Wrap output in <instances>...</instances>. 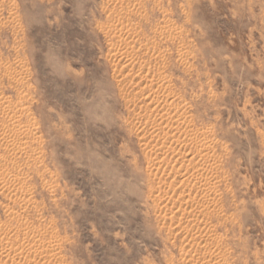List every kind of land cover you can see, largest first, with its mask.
Here are the masks:
<instances>
[{"label": "rangeland", "instance_id": "374dc122", "mask_svg": "<svg viewBox=\"0 0 264 264\" xmlns=\"http://www.w3.org/2000/svg\"><path fill=\"white\" fill-rule=\"evenodd\" d=\"M203 263L264 264V0H0V264Z\"/></svg>", "mask_w": 264, "mask_h": 264}, {"label": "bare ground", "instance_id": "6f19581e", "mask_svg": "<svg viewBox=\"0 0 264 264\" xmlns=\"http://www.w3.org/2000/svg\"><path fill=\"white\" fill-rule=\"evenodd\" d=\"M120 4H121V3H120ZM133 4H134V3H133ZM134 13H135V12H134ZM132 14H133V13H132ZM12 17H13V16H12ZM129 17H130V16H129ZM126 18H127V17H126ZM163 23H164V22H163ZM137 28H138V27H137ZM150 29H151V28H150ZM171 29H172V28H171ZM113 30H114V29H113ZM154 30H155V29H154ZM163 30H164V29H163ZM180 30H181V29H180ZM173 31H174V30H173ZM159 32H160V31H159ZM146 33H147V32H146ZM153 33H154V32H153ZM172 33H173V32H172ZM135 34H136V33H135ZM184 34H185V33H184ZM160 35H161V34H160ZM163 35H164V33H163ZM163 35H162V37H163ZM169 35H170V33H169ZM167 37H169V36H167ZM169 40H170V39H169ZM167 41H168V39H167ZM144 42H145V41H144ZM163 42H164V41H163ZM147 43H148V42H147ZM156 45H157V43H156ZM156 45H155V46H156ZM159 45H160V44H159ZM144 46H145V45H144ZM149 46H150V45H149ZM149 46H147V47H149ZM145 47H146V46H145ZM147 47H146V48H147ZM153 47H154V46H153ZM158 49H159V48H158ZM152 50H153V48H152ZM142 51H143V50H142ZM145 52H146V51H145ZM151 52H152V51H151ZM151 52H150V54H153V52H152V53H151ZM158 52H159V50H158ZM135 54H136V53H135ZM144 54H145V53H144ZM147 54H149V52H148ZM186 54H187V53H186ZM154 55H155V54H153V56H154ZM160 55H162V54H160ZM187 55H188V54H187ZM16 56H17V55H16ZM155 56H156V55H155ZM155 56H154V57H155ZM185 56H186V55H185ZM120 57H121V56H120ZM135 57H136V56H135ZM158 57H159V56H158ZM156 61H157V60H156ZM123 62H125V61H123ZM132 62H133V58H132ZM139 62H140V61H139ZM122 64H123V63H122ZM182 64H183V63H182ZM188 64H189V63H188ZM185 65H186V64H184V66H185ZM188 66H189V65H188ZM4 67H5V66H4ZM6 70H7V69H6ZM132 70H133V69H132ZM158 70H159V69H158ZM4 71H5V70H4ZM19 72H20V71H19ZM151 72H152V71H151ZM162 73H164V72H162ZM163 75H165V74H163ZM163 75H162V76H163ZM8 76H9V75H8ZM162 76H161V77H162ZM11 77H12V76H11ZM166 77H167V75H166ZM171 77H172V76H171ZM196 77H197V76H196ZM163 78H165V77H163ZM169 78H170V77H169ZM11 79H12V78H11ZM15 79H16V77H15ZM17 79H18V78H17ZM160 79H161V78H160ZM166 79H167V78H166ZM166 79H165V80H166ZM18 80H19V79H18ZM163 80H164V79H163ZM167 80H169V79H167ZM148 81H149V80H148ZM13 82H14V81H13ZM21 82H22V81H21ZM164 82H165V81H163V83H164ZM166 82H167V81H166ZM168 82H169V81H168ZM15 84H16V83H15ZM170 85H171V84H170ZM156 86H157V85H156ZM152 87H153V86H152ZM160 87H161V86H160ZM162 87H163V86H162ZM165 87L168 88L167 85H166ZM165 87H163V88L165 89ZM150 88H151V87H150ZM152 89H153V88H152ZM148 90H149V89H148ZM154 90H155V89H154ZM154 90H153V91H154ZM21 91H22V90H21ZM151 91H152V90H151ZM155 91H156V90H155ZM202 91H203V90H202ZM157 92H158V91H157ZM211 93H212V92H211ZM153 94H154V93H153ZM162 94H163V93H162ZM149 95H150V94H149ZM170 96H171V95H170ZM170 96H169V97H170ZM210 96H211V95H210ZM154 97H155V96H154ZM181 98H183V97H181ZM153 99H154V98H152V100H153ZM211 99H212V98H211ZM155 100H157V99H154L153 101H155ZM183 100H184V99H183ZM167 101H168V100H167ZM175 101H176V100H175ZM179 101H180V100H179ZM6 102H7V101H6ZM18 102H19V101H18ZM183 102H184V101H183ZM14 103H16V102H14ZM165 103H166V102H164V104H165ZM168 103H171V102L169 101ZM5 104H6V103H5ZM20 104H21V103H20ZM171 104H172V103H171ZM181 104H182V102H181ZM15 105H16V104H15ZM22 105H23V104H22ZM182 105H183V104H182ZM20 107H22V106H20ZM14 108H15V107H14ZM167 108H168V107H167ZM176 108H177V107H176ZM2 109H3V108H2ZM15 109H16V108H15ZM21 109H22V108H21ZM168 109H169V108H168ZM168 109H167V110H168ZM180 109H182V108L180 107ZM183 109H184V107H183ZM189 109H191V108H189ZM22 110H23V109H22ZM24 110H25V109H24ZM24 110H23V111H24ZM162 110H164V109H162ZM167 110H166V111H167ZM175 110H177V109H175ZM166 111H165V113H166ZM1 112H2V111H1ZM168 112H169V113H168ZM16 113H17V112H16ZM19 113H20V112H19ZM165 113H164V114H165ZM167 113H168V114H165V115H169L171 112H170V111H167ZM172 113H173V112H172ZM172 113H171V114H172ZM6 114H7V113H6ZM11 114H12V113H11ZM11 114H10V115H11ZM163 116H164V115H163ZM169 116H170V115H169ZM169 116H168V117H169ZM8 117H10V116H8ZM8 117H7V120H8ZM11 117H12V115H11ZM14 117L17 118V116H14ZM27 117H28V114H27ZM164 117H165V116H164ZM174 117H175V115H174ZM174 117H170V118H168V119H167V117H166L165 119H167V120H165V121H166V122H167V121H169V122H170V121L173 122V121H174ZM177 117H178V116L176 115V118H177ZM176 118H175V119H176ZM5 119H6V118H5ZM13 119H14V118H13ZM161 119H164V118H161ZM188 119H189V118H186V117H185V120L188 121ZM9 120H11V119H9ZM9 120H8V121H9ZM18 120H19V119H18ZM185 120H184V121H185ZM4 121H5V120H4ZM4 121H3V123H5ZM13 121H15V120H13ZM34 121H35V120H34ZM16 122H17V121H16ZM18 122H19V121H18ZM163 122H164V121H163ZM180 122H182V121H180ZM6 123H7V122H6ZM10 123H12V122L10 121ZM27 123H28V122H27ZM190 123H191V122H190ZM190 123L187 122V124H190ZM7 124H8V123H7ZM12 124H14V123H12ZM12 124H11V125H12ZM168 124H169V123H168ZM173 124H174V123H173ZM173 124H170V125H173ZM19 125H21V124H19ZM170 125H169V126H170ZM177 125H178V124H177ZM185 125H186V123H185ZM4 126H5V125H4ZM9 126H10V125H9ZM16 126H17V125H16ZM158 126H159V125H158ZM162 126H163V125H162ZM162 126H161V127H162ZM167 126H168V125H167ZM175 126H176V125H175ZM187 126H188V125H187ZM187 126H186V127H187ZM12 127H14V125H13ZM31 127H32V126H31ZM173 127H174V126H173ZM173 127H172V128H173ZM176 127H177V126H176ZM181 127H182V126H181ZM186 127H185V128H186ZM209 127H210V126H209ZM4 128H5V127H4ZM170 128H171V127H170ZM187 128H188V127H187ZM187 128H186V130H187ZM14 129H15V128H13V131H14ZM19 129H20V127H19ZM161 129H162V128H161ZM167 129H168V128H167ZM8 130H11V129H8ZM17 130H18V127H17ZM20 130H21V129H20ZM183 130H184V128H183ZM186 130H184L185 133H186ZM188 130H189V128H188ZM13 131L11 130V132H13ZM15 131H16V130H15ZM167 131H168V130H167ZM167 131H166V132H167ZM177 131H178V130H177ZM1 132H2V131H1ZM169 132H170V131H169ZM173 132H174V131H173ZM173 132H172V134H174ZM198 132H199V131H198ZM203 132H204V131H203ZM5 133H6V132H5ZM9 133H10V132H9ZM15 133H16V132H15ZM15 133H14V134H15ZM25 133H27V132H25ZM35 133H36V132H35ZM175 133H176V132H175ZM183 133H184V132H183ZM185 133H184V134H185ZM188 133H189V132H188ZM188 133H186V134H188ZM12 134H13V133H12ZM29 134H30V133H29ZM176 134H177V133H176ZM180 134H181V131H180ZM196 134H198V133H196ZM10 135H11V133H10ZM20 135H21V134H20ZM23 135H24V134H23ZM34 135H35V134H34ZM174 135H175V134H174ZM174 135H172V136H174ZM11 136H12V135H11ZM26 136H27V134L24 135V137H26ZM32 136H33V135H32ZM177 136H178V135H177ZM186 136H187V135H186ZM12 137H14V135H13ZM37 137H38V136H37ZM195 137H196V136H195ZM202 137H203V136H202ZM33 138H34V137H33ZM157 138H158V137H157ZM197 138H198V137H197ZM24 139H25V138H24ZM170 139H171V138H170ZM170 139H169V140H170ZM173 139H174V138H173ZM175 139H176V137H175ZM185 139H187V138L185 137ZM202 140H203V139H202ZM38 141H39V140H38ZM171 141H172V140H171ZM184 141H185V140H184ZM190 141H191V140H190ZM195 141H196V140H195ZM203 141H204V140H203ZM20 142H21V141H20ZM169 142H170V141H169ZM188 142H189V141H188ZM191 142H192V141H191ZM212 142H213V140H212ZM150 143H151V142H150ZM163 143H165V142H163ZM163 143H162V144H163ZM172 143H173V142H172ZM12 144H13V143H12ZM38 144H39V143H38ZM158 144H160V143H158ZM183 144H184V143H183ZM2 145H3V144H2ZM14 145H16V144H14ZM173 145H174V144H173ZM12 146H13V145H12ZM20 146H21V145H20ZM162 146H163V145H162ZM182 147H183V146H182ZM223 147H224V146H223ZM8 148H9V147H8ZM17 148H18V147H17ZM17 148H16V149H17ZM21 148H23V147H21ZM21 148H20V149H21ZM203 148H204V147H202V149H203ZM224 148H225V147H224ZM18 149H19V148H18ZM18 149H17V150H18ZM198 149H199V148H198ZM200 149H201V147H200ZM13 150H14V149H13ZM33 150H34V149H33ZM205 150L208 151V147L205 148ZM8 151H9V150H8ZM22 151H23V150H22ZM10 152H11V151H10ZM196 152H197V151H196ZM41 153H43V152H41ZM207 153H208V152H207ZM35 154H36V153H35ZM37 154H38V153H37ZM205 154H206V153H205ZM33 155H34V154H33ZM201 155H203V154H201ZM198 156H199V155H198ZM9 157H10V156H9ZM192 157H193V156H192ZM205 157H206V155H205ZM190 158H191V157H190ZM202 158H203V157H202ZM40 159H41V158H40ZM197 159H198V158H197ZM199 159H200V158H199ZM25 160L27 161V159H25ZM36 160H37V158H36ZM193 160H194V159H193ZM213 160H214V158H213ZM213 160H212V162H214ZM215 160H217V159H215ZM220 160H221V159H220ZM227 160H228V159H227ZM208 161H209V160H208ZM220 162H221V161H220ZM210 163H211V162H210ZM41 164H42V163H41ZM208 164H209V163H208ZM215 164H216V163H215ZM192 166H193V165H192ZM194 166H195V165H194ZM202 166H203V165H202ZM26 167H27V166H26ZM195 167H196V166H195ZM195 167H194V168H195ZM218 167H219V166H218ZM199 168H200V167H199ZM214 168H215V167H214ZM207 169H208V168H207ZM42 170H43V169H42ZM220 170H221V169H220ZM218 171H219V170H218ZM192 172H193V171H192ZM8 173H10V172H8ZM216 173H217V172H216ZM37 174H38V173H37ZM191 174H192V173H191ZM209 174H210V173H209ZM225 174H226V172H225ZM16 175H17V174H16ZM201 175H202V174H201ZM199 176H200V175H199ZM204 177H205V176H204ZM197 178H198V177H197ZM211 178H212V177H211ZM18 179H19V178H18ZM216 179H217V178H216ZM223 179H224V178H223ZM204 180H205V179H204ZM204 180H203V181H204ZM200 181H201V180H200ZM211 181H212V180H211ZM214 181H215V180H214ZM44 182H45V181H44ZM194 183L197 184V182H195V181H194ZM211 183H212V182H211ZM203 184H204V183H203ZM215 184H216V183H215ZM204 185H205V184H204ZM52 186H53V185H52ZM207 187H208V186H207ZM28 188H29V187H28ZM212 190H213V189H212ZM28 191H29V190H28ZM25 192H26V191H25ZM49 192H50V191H49ZM18 193H19V192H18ZM20 196H21V195H20ZM217 196H218V195H217ZM27 197H28V196H27ZM23 198H24V197H23ZM31 199H32V198H31ZM27 200H28V199H27ZM204 200H205V199H204ZM21 202H22V201H21ZM202 204H203V203H202ZM27 206H28V204H27ZM220 208H221V207H220ZM218 209H219V208H218ZM221 210H222V209H221ZM158 211H159V210H158ZM215 211H216V210H215ZM156 213H157V212H156ZM176 213H178V211H177ZM176 213L173 212L172 214L175 216ZM19 214H20V213H19ZM158 215H161V212H159ZM176 215H177V214H176ZM12 217H13V216H12ZM29 225H30V224H29ZM31 232H32V231H31ZM52 233H53V232H52ZM38 234H39V233H38ZM217 244H218V243H217ZM215 245H216V244H215ZM216 246H217V245H216ZM203 264H204V263H203Z\"/></svg>", "mask_w": 264, "mask_h": 264}]
</instances>
